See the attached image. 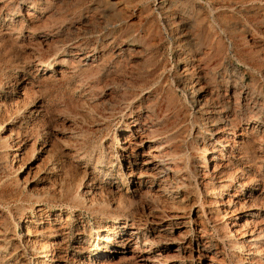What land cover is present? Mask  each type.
I'll return each mask as SVG.
<instances>
[{"label":"rangeland","instance_id":"374dc122","mask_svg":"<svg viewBox=\"0 0 264 264\" xmlns=\"http://www.w3.org/2000/svg\"><path fill=\"white\" fill-rule=\"evenodd\" d=\"M162 1L0 0V264H264V0ZM213 114L245 160L196 150ZM137 121L182 153L165 192Z\"/></svg>","mask_w":264,"mask_h":264},{"label":"bare ground","instance_id":"6f19581e","mask_svg":"<svg viewBox=\"0 0 264 264\" xmlns=\"http://www.w3.org/2000/svg\"><path fill=\"white\" fill-rule=\"evenodd\" d=\"M162 2L163 3L164 2H167V0H163ZM29 15H31V14L29 13ZM113 27H114V25H113ZM88 57L89 56L87 54L83 55L81 57V61L87 60ZM185 69H187V68H185ZM63 72H65V70H60V73H63ZM239 75H240V73H239ZM151 89H152V86H151ZM148 90L150 91V87H149ZM195 91H196V89H195ZM202 93L203 92L200 90L199 91L200 96H201ZM197 94H198V92H197ZM201 99H203V98H201ZM214 115L215 114L209 116V118H208L210 120V125L209 126L211 128V133H210L209 138H207V135H206L207 132L205 130H202L200 133L197 134L196 137H197L198 140L196 141V144H195L196 150L197 151H201L203 153V156L205 157V154L208 153L210 147L211 146L214 147L213 150H212V152H210V155L208 156V158L212 161V165H213L214 168H216V166H217V161L219 159H221V157L222 158L225 157V151H230L232 153V155H234V156H236V154H238L240 161L245 160L246 157H247L246 156V153H247V151H246L247 150V145H248V143H250V139H251L250 136H248L249 133L247 134L248 131L247 130L246 131H243V132H241V134H239L237 136V134H235L236 133L235 132L236 126L233 123H232L233 124V127H232L233 130H229V128H227L226 126L222 127L221 124H220V122H219V120H218V118H216ZM231 122H233V121H231ZM132 127L134 128V131L135 132L134 133L133 132H130L126 136V139L124 141V144H125L124 148L126 149V151H128V155L126 156L125 159L128 158L129 159L128 162L129 163L131 162L130 159H132V156L134 155L133 153L135 152V149L139 145V143H145V144H147L149 142H154V145L147 152L149 156L146 157V158L144 157L143 162H142L143 165L146 166L147 168H149L148 170H150V171H148L147 173L146 172H143V171H140V173L138 174V178H139V182L140 183L144 182L145 180H156V179H159L160 178L161 184L159 185V188H158L157 191L165 192L168 189V180L170 178L169 177V173H171V172H174L175 173L178 170L179 171L182 170L178 166V164H180L182 162V155H181L182 153H181V151L178 150V148L176 147L177 145L176 146L173 145L174 144V142H172L173 139H172V137L170 138L169 135L158 136L157 133H159V131H162V130L159 129L160 127L159 128L157 127V129L154 128V127H151V126H150L149 129L141 128V126H140V124H139L138 121L135 122L134 123V126H132ZM132 127H130V128L132 129ZM141 130H144V131H141ZM231 134L234 136V139L231 138ZM137 138H140V140L138 141ZM18 141H19V139H18ZM255 143L256 142H254L253 145H255ZM251 151H252V149H251ZM251 154H253V153H251ZM160 159L166 160L165 162L168 165V167L162 166L161 163H160V161H159ZM253 159H255V158H253ZM227 163L229 164V162H227ZM220 167H222V166H220ZM215 171H216V169H213V172H214L215 175H217L218 173H221L222 172V170H218V172H215ZM130 174L132 175V174H136V173H135L134 170H131L130 171ZM145 177H147V178H145ZM220 177H221V175H220ZM220 179L222 180V178H220ZM253 189H254V192L252 194L255 193V190H257V188L252 187L251 190H253ZM235 195L237 196L238 194H235ZM39 210H42V209L40 208ZM230 219H232V217ZM236 219H238V218H236ZM31 221H32V219H31ZM232 223H234V222H232ZM247 224H248V222H245L242 227L246 226ZM237 225H239V224H237ZM133 227L136 230H130L129 231L127 229H124L125 231H129V236L126 238L127 240H125V242L122 243L121 248H124L125 249L126 245H129V246L135 245L134 248H133V249H135V247H137L139 245V242H140V232H139V228H138V226H135V225H133ZM61 229H62V226L60 225L58 219L57 218H54L53 226L50 228V232H51L50 237H52V238L49 240V242L47 243V245H45V246L42 245V246H40V248L38 247V251L37 252H40L38 257H40L41 259H39L38 261H36V263L40 262L42 259L50 260V261H57V262L60 261L59 259H64L61 256L58 257V252L61 249H68L69 246H68L67 242L62 241V240L60 241V240L57 239V237H58L59 232L61 231ZM46 230H48V229L46 228ZM236 230H235V232H236ZM27 234H29V231H27ZM246 234H247V232H243V235L241 236V238H245L246 237ZM232 235H233V233H232ZM242 241H243L244 245L247 242V240L246 241L245 240H242ZM32 244H34V242ZM245 246L247 247V246H249V244L247 245V243H246ZM107 247H106V250L103 252L104 255L102 254V257L110 256V255L106 254V252H109L107 250ZM33 249H35V247ZM104 261H106V260H104ZM106 264H107V262H106Z\"/></svg>","mask_w":264,"mask_h":264}]
</instances>
